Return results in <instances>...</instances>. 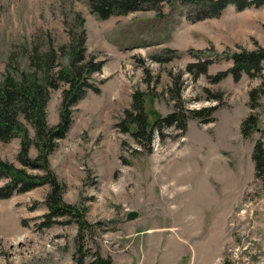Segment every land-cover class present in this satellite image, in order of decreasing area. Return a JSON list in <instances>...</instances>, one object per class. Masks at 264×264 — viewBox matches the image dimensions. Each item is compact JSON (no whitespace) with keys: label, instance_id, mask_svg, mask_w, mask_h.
I'll return each instance as SVG.
<instances>
[{"label":"rangeland","instance_id":"rangeland-1","mask_svg":"<svg viewBox=\"0 0 264 264\" xmlns=\"http://www.w3.org/2000/svg\"><path fill=\"white\" fill-rule=\"evenodd\" d=\"M161 12L165 18L138 11L102 20L85 0H0V83L7 74L31 73V57L37 53L43 63L51 49L59 52L54 72L66 66L70 28L86 30L87 59L104 62L92 77L101 93L87 91L66 138L49 155L64 201L99 227L86 230L83 240L76 222L39 229L49 185L0 200V264H80L83 254L84 264L96 258L103 264H264V179L253 159L255 145L264 143V72L239 83L211 80L233 66L231 53L264 48V7H230L197 23L179 4ZM206 59L214 62L208 75L194 78L188 66ZM65 88L48 104L51 126L59 122ZM139 91L147 111L163 118L181 100L185 132L162 128L146 147L122 132L117 125ZM211 107H217L211 116L190 117ZM250 114L258 129L246 137L242 124ZM20 144L0 141V158L22 168ZM37 156L32 146L30 157ZM130 212L139 215L127 220Z\"/></svg>","mask_w":264,"mask_h":264},{"label":"trees","instance_id":"trees-1","mask_svg":"<svg viewBox=\"0 0 264 264\" xmlns=\"http://www.w3.org/2000/svg\"><path fill=\"white\" fill-rule=\"evenodd\" d=\"M85 2L92 13L102 20L138 11H155L158 17L165 18L161 12L162 8L168 5L170 9H175L179 4L185 8L186 16L191 23L218 18L230 7L239 12L264 7V0H85ZM86 39V30L75 32L70 28L66 66L54 72L59 52L51 49L43 54L46 56L42 58L43 63L39 62L37 53L31 57V73H22L19 79L7 74L0 83V141L10 143L14 139L20 140L18 161L22 165V168H18L0 158V181H5V184L0 186V200H9L15 195L49 185L50 191L44 201L48 212L43 216L39 229L50 228L55 224L76 222L79 226V240L85 239L86 230L98 228L99 224H90L85 220L83 210L64 201L65 186L51 171L49 155L57 148L59 141L66 138L73 123V109L85 97L87 91L101 93L99 86L92 82V77L102 71L104 62L87 59ZM65 51L63 47L60 48V52ZM216 57L218 62L222 60L219 55ZM227 60H231L233 66L211 77L214 83H220L228 77L239 83L246 76L255 77L264 72V48L261 47L252 51L242 49L233 52L227 56ZM213 63L211 59L198 61L191 63L187 70L194 78L201 75L207 76L208 69ZM62 84H65L66 88L62 92L59 122L51 126L48 123L47 107L53 92L59 91ZM258 97V90H253L252 101H256ZM180 104L181 100L176 104V111L163 118L154 112L147 111L145 94L136 92L133 95L131 108L125 111L124 118L117 127L122 132L132 135L140 145L150 146L153 137L162 128L174 127L185 132L188 116L180 112ZM217 107L192 111L190 117H202L204 112L211 116ZM152 118L154 122H151ZM258 121L254 115L250 114L242 124L243 135L252 137L253 132L258 129ZM27 123L35 131L34 139L30 137ZM32 146L38 152V156L34 159L30 157ZM253 159L257 177L264 179L263 142L255 145ZM27 168L42 171L43 175L29 174ZM65 217L69 220L62 222L60 219ZM79 252L84 253L83 248H79ZM80 264H84V254ZM90 264L103 263L101 259L96 258Z\"/></svg>","mask_w":264,"mask_h":264},{"label":"water","instance_id":"water-1","mask_svg":"<svg viewBox=\"0 0 264 264\" xmlns=\"http://www.w3.org/2000/svg\"><path fill=\"white\" fill-rule=\"evenodd\" d=\"M138 215L139 214L137 212H130L128 214L127 220H134V219H136L138 217Z\"/></svg>","mask_w":264,"mask_h":264},{"label":"bare ground","instance_id":"bare-ground-1","mask_svg":"<svg viewBox=\"0 0 264 264\" xmlns=\"http://www.w3.org/2000/svg\"><path fill=\"white\" fill-rule=\"evenodd\" d=\"M201 192H203V190H202ZM201 195H202V194H201ZM209 195H210V194H209ZM209 195H208V197H210ZM204 197H205V195H204Z\"/></svg>","mask_w":264,"mask_h":264}]
</instances>
